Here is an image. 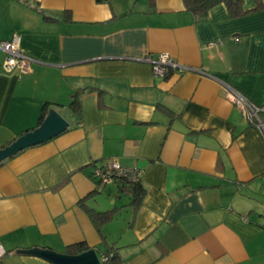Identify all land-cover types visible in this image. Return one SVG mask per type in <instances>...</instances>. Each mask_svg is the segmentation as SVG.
Listing matches in <instances>:
<instances>
[{
  "label": "crops",
  "instance_id": "obj_1",
  "mask_svg": "<svg viewBox=\"0 0 264 264\" xmlns=\"http://www.w3.org/2000/svg\"><path fill=\"white\" fill-rule=\"evenodd\" d=\"M14 34L32 71H3L0 49V148L36 125L45 100L69 128L0 167V264H51L18 249L99 246L78 200L95 187L91 163L113 158L142 170L145 188L102 226L120 264H264V213L246 192L264 178V136L224 89L264 104V10L230 18L219 4L198 19L184 0H0V41ZM160 53L183 70L155 74L145 58ZM79 89L80 118L68 106Z\"/></svg>",
  "mask_w": 264,
  "mask_h": 264
},
{
  "label": "trees",
  "instance_id": "obj_2",
  "mask_svg": "<svg viewBox=\"0 0 264 264\" xmlns=\"http://www.w3.org/2000/svg\"><path fill=\"white\" fill-rule=\"evenodd\" d=\"M96 1L101 3L106 0H96ZM24 3L27 4L28 2L25 1ZM150 3L151 5H153L154 0H150ZM219 4H223L226 7L230 18H238L241 16H245V15H248L254 12L264 10V1L262 0H255L254 5L248 9L244 7L243 0H184L185 9L192 12L195 15V17H197L198 19H202L203 17H205L211 8ZM36 9L42 14L43 18L46 21H55L59 19L60 16H62L65 19H70L69 11H64L57 15V14L44 11L43 9L38 8V7ZM173 71L176 72L178 71V69L172 66H167L165 69L164 76H167L170 72H173ZM82 92H83L82 89L75 91V93L70 97L69 104H68V106L72 108L75 113H77L79 118L82 115L81 113L82 112V105H81ZM102 92L103 91H99L98 105L100 107L105 106L102 102V95H103ZM57 105H58L57 103H54L52 101L45 100L44 102H42L40 114H39L36 125L25 130V132L39 126L43 122L48 109L50 107H54ZM10 142L11 141H8L2 146H5L9 144ZM3 163L4 161L0 164V167L3 165ZM91 164L94 165V168H102L105 165V161L99 166H96L95 162H92ZM93 173L94 172L92 170V172L89 173V177L94 181L95 187L93 188L91 192L81 197L78 200V204L85 210L90 220L96 227L97 231L99 232L101 236V242L99 246L93 248V247H90L85 241H77V242L68 244L65 247V250L63 252L70 254V255H76L83 251L93 248L97 251V254L99 258L102 260L103 264H120L121 256L119 254V247H116L115 243H112L105 238L104 233L102 231V228H103L102 226L112 221L115 218L116 213L121 208L126 207V206L137 208V206H139L142 203V199L145 194V188L142 185L141 178L134 179L128 176L114 175L113 183L117 185V191H118L117 196L124 194L128 198V203L122 204V205H113L111 208H107V209H97L93 206L88 205L86 201L87 199L94 197L96 193L101 192L105 186L101 190L98 188L99 180L97 177H94Z\"/></svg>",
  "mask_w": 264,
  "mask_h": 264
},
{
  "label": "built area",
  "instance_id": "obj_3",
  "mask_svg": "<svg viewBox=\"0 0 264 264\" xmlns=\"http://www.w3.org/2000/svg\"><path fill=\"white\" fill-rule=\"evenodd\" d=\"M0 49L5 53V59L2 63L3 71L7 73L14 70H18L19 73L32 71L31 63L33 59L20 49V38L17 34H14L10 39L1 40ZM145 61L151 63L155 74L161 76H164L167 66H172L179 71L183 70L167 53L158 54L156 59L147 57ZM224 89L226 97L240 110L244 120L264 136V104H255L241 92L228 85H225ZM93 172L94 177H97L99 180L98 188L101 190L104 186L113 183L114 175L138 179L141 178L143 171L123 167L117 159L113 158L106 161L102 168H94Z\"/></svg>",
  "mask_w": 264,
  "mask_h": 264
},
{
  "label": "water",
  "instance_id": "obj_4",
  "mask_svg": "<svg viewBox=\"0 0 264 264\" xmlns=\"http://www.w3.org/2000/svg\"><path fill=\"white\" fill-rule=\"evenodd\" d=\"M69 128V122L55 108L50 107L43 122L0 148V164L17 153L38 144L44 143ZM18 254L36 256L51 264H103L97 251L93 248L76 255L54 251L45 247H32L16 250Z\"/></svg>",
  "mask_w": 264,
  "mask_h": 264
},
{
  "label": "rangeland",
  "instance_id": "obj_5",
  "mask_svg": "<svg viewBox=\"0 0 264 264\" xmlns=\"http://www.w3.org/2000/svg\"><path fill=\"white\" fill-rule=\"evenodd\" d=\"M255 186H256L255 191L246 190V192L248 193L249 196L256 198V201L254 203L256 212L257 213L258 212L264 213V178H262V177L259 178V181L257 182V184ZM95 198L98 202L102 201V202H105V204H109V205H107L108 208H111L113 205H122V204L128 203V198L124 194H121L120 196H116L115 194L114 195L111 194L109 196H106L105 190L103 192L96 193ZM107 207H106V209H107ZM127 207L121 208L119 210L120 213L118 212L119 214H117L116 217L117 218L120 217V215H122L125 212V209ZM128 210L129 209H127V211ZM252 215L257 217L256 213H252ZM262 219H264V217H262ZM260 239L264 240V234H262Z\"/></svg>",
  "mask_w": 264,
  "mask_h": 264
}]
</instances>
